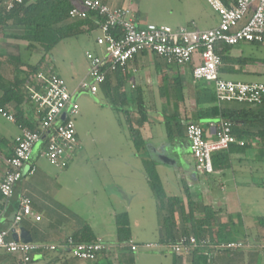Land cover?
Listing matches in <instances>:
<instances>
[{"label": "crops", "instance_id": "0c3cea01", "mask_svg": "<svg viewBox=\"0 0 264 264\" xmlns=\"http://www.w3.org/2000/svg\"><path fill=\"white\" fill-rule=\"evenodd\" d=\"M102 1L114 9H131L140 27L156 25L152 23L157 21L156 17H152L150 11L142 8L143 0ZM176 2L180 4L179 9L173 8L170 14L175 16L170 21L174 22L175 26L169 27L176 29L195 25L197 30L207 31L218 26L219 20L215 22L214 12L206 0ZM84 31L82 35L66 41L75 40V44H78L79 38L91 36L95 32L101 36L99 26L92 20ZM4 34L21 36L23 28L7 26L4 28ZM97 38L93 39L94 45L86 50L85 55L88 52L100 53L101 50L96 47ZM3 41L6 45L16 46L18 50L16 55L5 52L4 48L2 53L0 51L1 76L4 81L8 84L14 81V66L10 60L18 63L17 58L20 73L26 78L30 73L29 66L37 65L42 59L36 60L35 52L31 53L33 50L28 48L27 42L7 39L0 34V42ZM66 41L60 44H65ZM63 46L67 49L66 45ZM258 47L264 49V44H241L233 47L226 56L230 61L223 63L221 77L246 84L263 82L264 55L262 58L256 57L253 50ZM24 51L26 55L29 53V57L23 56ZM245 59L249 61L243 62ZM56 63L57 60H53L48 65L44 63L43 67L52 69L62 79L63 75H67V80H71L69 89L75 92L79 83L86 78L89 64L81 75H77L74 65L71 66L72 72H58L61 68H57ZM192 71L193 65H169L156 55L142 53L130 64L125 75H113L100 87L96 96L78 95L77 101L81 96H86L82 103L84 117H89L92 113L111 119L113 116L117 121L118 113L122 112L117 111L114 106L122 105L124 98L128 99L126 104L130 106L143 105V115L136 110H132L130 115L133 127L144 142L145 147L140 155L130 139L129 129L125 131L121 124H109L110 121L99 125V128H89L82 139L77 132L81 148L69 159L66 169L55 168L42 157L44 142L34 147L30 166H35L36 172L29 175L26 171L17 185L1 228H11L20 197H27L32 203L35 215L41 220L23 221L16 231L17 234L20 235L21 230H25L33 239V243L53 245L69 237L81 235V232L88 228L98 241L107 243L110 250L96 263L78 261L58 252L37 253L32 264H99L100 261L105 264H264V229L259 224V220L264 218V136L258 134L264 132V102L261 107L216 103V106L222 109L253 110L263 118L255 120L253 124L249 122L246 125H238L236 136L246 142L247 148L244 151L240 147L231 149L230 169L215 172L213 175L201 174L195 169L191 156L187 126L189 123L200 124L206 132V138L213 141L216 136L209 126L218 120L205 117L206 111L212 105L197 104L202 95L200 88L203 82H194ZM35 75L31 76L25 85V105H8L6 113L15 117L21 112L25 121L38 125L39 114L29 91V88H35L31 80ZM75 78H78V81L73 84ZM2 95L3 91L0 89V97ZM22 128L19 122H10L0 114V183L6 173V162L13 156ZM247 150H252L253 153H247ZM147 159L156 163L167 196L184 201V213L181 209L176 210V236L179 237L183 231L190 230L187 223L189 208L186 197L189 191L195 206V220H203L205 207H212L218 213L214 221V234H217L221 227H227V233L235 235L233 243L244 242L246 247L232 251H202L198 257H177L169 251H143L139 255L137 252L118 247L116 218L123 214H127L129 218L130 240L134 244L140 246L167 240L162 229V218L158 214L157 203L145 173L144 160ZM143 184L149 188L150 197L146 200L142 199ZM83 199L89 203V207L82 213L80 204ZM256 210L263 212H255ZM85 213L87 214L84 216ZM10 238L13 239V233ZM0 264H18V260L0 250Z\"/></svg>", "mask_w": 264, "mask_h": 264}, {"label": "built area", "instance_id": "2783aa9c", "mask_svg": "<svg viewBox=\"0 0 264 264\" xmlns=\"http://www.w3.org/2000/svg\"><path fill=\"white\" fill-rule=\"evenodd\" d=\"M23 0H4L0 8L10 12ZM209 8L219 17L217 27L199 31L195 25L181 28L147 25L140 27L129 8L114 9L102 0H73L70 11L72 20L94 21L101 31L96 45L99 54L88 52L86 58L89 70L86 78L71 92L68 85L52 69H43L31 79L35 88H29L31 100L39 114L37 131L22 128L17 139L13 156L6 162V173L0 183V250L14 256L18 264H32L37 253H65L72 259L93 262L109 247L101 241L82 244L69 237L58 244H25L11 239L25 220L39 222L32 203L27 197H20L12 226L2 229V221L15 196V189L24 174L33 175L31 165L34 147L45 143L42 157L58 169H66L69 159L80 150L75 119L79 115L78 95L96 96L107 81L109 73L121 70L126 73L130 64L142 53H151L165 60L169 65L185 67L193 65L194 82H206L213 86L219 105L239 103L250 107L261 106L264 102V81L261 83H239L221 77L223 62L217 54V45L236 47L241 44H264V0H206ZM253 6H256L253 9ZM197 57L199 58L197 60ZM2 116L15 122L12 115L0 112ZM233 124L218 121L209 129L215 133V140L206 138L204 128L198 123H189L187 139L197 172L206 175L215 173L213 156L233 147L243 148L246 142L233 132ZM29 165V166H28ZM134 252L169 251L177 256H189L194 250L232 251L246 247L245 243L212 244L209 238L198 240L195 236L183 237L173 245L146 243L136 245L130 242Z\"/></svg>", "mask_w": 264, "mask_h": 264}, {"label": "trees", "instance_id": "16d2710c", "mask_svg": "<svg viewBox=\"0 0 264 264\" xmlns=\"http://www.w3.org/2000/svg\"><path fill=\"white\" fill-rule=\"evenodd\" d=\"M3 2L4 0H0V5L3 4ZM223 2L228 4V0H223ZM72 8L73 0H23L22 4H16L10 12H7L2 7L0 8V34L7 39L27 42L29 49L41 50L45 58V56L51 54L60 43L82 35L85 32L84 28L91 22V19L72 20L69 16ZM7 26L21 27L23 28V34L21 36H7L4 34V28ZM250 45L261 46L262 44L251 43ZM232 49L233 47L223 43L217 45V54L221 57L223 63L230 61V59L226 56ZM44 58L37 65L29 66L30 73L27 74L26 78H23L20 73L19 58L16 60L18 63L14 62L15 60L13 59L10 60L11 64L14 66L15 78L14 81L9 84L6 83L1 76L0 65V89L3 91V95L0 97V112H6L7 106L11 104H15L17 107L25 105V85L31 76L37 74V72L40 70L45 69L43 67ZM246 61H249V59L243 60V62ZM121 74L125 75L126 73H123L121 70L109 73L106 83L113 75ZM200 92L202 95H200L201 97L198 99L197 104L212 105V107L206 111V115L204 114L205 117L207 119L231 122L234 126L233 132L235 135H237V128L239 127V124L246 125L249 122L253 124L255 123V120L263 118L261 114L259 115L253 110L219 108L216 106L217 97L214 88L212 85L206 82L202 83ZM127 100V98H124L122 105L114 107L117 111L123 113L129 129L130 139L134 144L137 154L140 155V152L145 146L144 142H142L139 132L133 127L130 115L132 110H136V112H139L143 115L144 107L143 105L138 104L130 106L129 104H126ZM142 117L144 118V116ZM14 119L16 122H19L23 128H27L31 131H37L38 129V125L35 124V122L32 123L30 121H25L23 118V113L21 112H18ZM258 134L264 136L263 131L259 132ZM246 148L247 146L243 147V151ZM213 166L215 172L230 169L232 166L231 149L229 151H222L214 154ZM152 167H154L152 162L150 165L147 160H144L147 181L156 200L158 214L162 218V229L165 231L167 236V240L165 242L157 243L173 245L179 242L181 238L190 236H195L198 240L209 238L211 243L214 245L220 242H224V244L233 243V238H230V234L227 233V227H221V230L217 234H214V221L218 213L212 207H205L203 220H195V206L190 199L191 196L189 191H187L186 197L189 208V219L187 223L190 227V230L183 231L179 237L176 236V234H174V230L176 228V210L181 209L182 213H184V208H182L184 201L181 198H170L167 196L163 185L159 180V176ZM259 224L260 227L264 229V218L259 220ZM116 227L118 237L117 246L120 248L129 249L134 253L130 246V242H132L130 240L131 228L127 214L117 216ZM190 231L192 234H190ZM73 238L75 241L82 244H93L99 242L88 228H85L84 231L81 232V235H75ZM102 243L109 247L107 243ZM107 252L108 250L104 251L96 261L91 263H96L99 258ZM200 252L202 251L194 250L189 256L198 257Z\"/></svg>", "mask_w": 264, "mask_h": 264}, {"label": "rangeland", "instance_id": "374dc122", "mask_svg": "<svg viewBox=\"0 0 264 264\" xmlns=\"http://www.w3.org/2000/svg\"><path fill=\"white\" fill-rule=\"evenodd\" d=\"M143 1H144V4H143L142 8L144 10L147 9L148 11H150L152 14V17H156V19H157V21H152V23L156 24L157 26H163L162 24L168 25V26H175L174 22L170 23L171 19H174L175 16H172L170 14H171V10L179 9L180 4L178 2H176L177 0L176 1H174V0H151V1L150 0H143ZM255 7L256 6H253V9ZM215 15L216 14L214 13L215 22L217 23L219 20V17L217 15L216 16ZM97 36H99V33L95 32L91 36L89 35V36L81 37V38H79L80 42L78 44L77 43L75 44V40L66 41L65 44H60L59 46H57V48L55 50H53V52L51 53L52 55L49 54V55L45 56V58H44L43 52L39 49L33 50V52H31V53L34 54V52H35L34 55H35L36 60H40V59L44 58V63L47 65L50 61L57 60V63H56L57 68H61V69H58V72H62V70L72 72L71 66L74 65L77 69V75H79V74L81 75L83 73V71L86 70L87 65L89 64V62L86 58L85 52L87 49L89 50L93 47V45H94L93 39L97 38ZM63 45H66L67 49H65V47ZM0 48H1L0 49L1 53L3 52V48H4L6 50L5 52L9 51V53L11 55L18 54V50H17L16 46L6 45L4 41L0 42ZM253 50L255 51L256 57H261V58L263 57V55H264V49L263 48H260V47L253 48ZM34 55H33V57H34ZM23 56L29 57V53H27V55H26L25 51H24ZM65 71H63V72H65ZM63 78L65 79L66 84L69 87V85H70L69 82L71 80L70 81L67 80V75L66 76L63 75ZM77 79L78 78H75V82L73 84H76V82L78 81ZM83 95H86V94H83ZM85 97L86 96H81L79 98V100L77 101L79 104L80 111H79V115L75 119L76 130H77L79 136L81 137V139L84 138L85 134H87V131L89 130V128H91V127L92 128L93 127L99 128V127H101L99 125H102V124L105 125L108 123V121H110L109 124L114 123V122L117 124H121L122 129L125 131L128 129V126L126 124L125 117L123 116V113H120V114L118 113L117 121H115L113 116H111L112 117V119H111L109 117L99 116V114L95 116V114H92V113H90L89 117L88 116L84 117L83 112H82L83 111L82 110V103H83ZM103 113H105V112H103ZM136 119H137V117H136ZM246 152L247 153H253L252 150H247ZM147 161L150 163V165H151V162L153 163L154 167H152V168H154V170L156 171V173L158 175V172H157V169L155 166L156 163L153 161H150L148 159H147ZM51 169H52V171L54 170L57 172L56 169H54V168H51ZM159 180L162 183V180L160 179V177H159ZM143 188H144V191H142V199L146 200L150 197L149 196V188L146 186V184H143ZM163 188H164V186H163ZM164 190H165V188H164ZM153 202H154V199H153ZM88 205H89V203L88 202L86 203L83 199L81 204H80V212H82V213L86 212L87 211L86 208L89 207ZM98 205H100V203H98ZM255 212H263V211L256 210ZM86 214L87 213H85L84 216ZM98 214H99V212H98ZM88 216H86V217H88ZM149 228H151V227H148V229ZM229 234H230V236L229 235L228 236L230 238L232 237L234 240L235 235L233 233L232 234L229 233ZM242 243H244V242H242ZM242 251H245V250H242ZM140 252L143 253V251H138L137 254L140 255ZM99 264H105V263L100 261Z\"/></svg>", "mask_w": 264, "mask_h": 264}, {"label": "water", "instance_id": "95a60500", "mask_svg": "<svg viewBox=\"0 0 264 264\" xmlns=\"http://www.w3.org/2000/svg\"><path fill=\"white\" fill-rule=\"evenodd\" d=\"M13 239L17 242L20 241V242L25 243V244L33 243V239L31 238L29 233L25 230H21L20 235L17 234L16 232L13 233Z\"/></svg>", "mask_w": 264, "mask_h": 264}]
</instances>
